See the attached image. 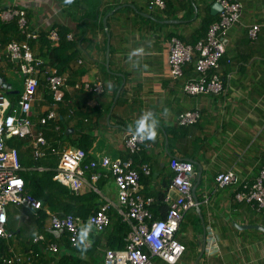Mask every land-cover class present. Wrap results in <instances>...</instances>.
I'll return each instance as SVG.
<instances>
[{"label":"crops","instance_id":"1","mask_svg":"<svg viewBox=\"0 0 264 264\" xmlns=\"http://www.w3.org/2000/svg\"><path fill=\"white\" fill-rule=\"evenodd\" d=\"M231 1L243 5V14L225 38L226 52L218 70L225 89L219 94L201 95L185 91L186 84L197 77L195 61L184 67L183 76L176 78L169 65V51L172 37L193 45L206 34L209 23L219 19L220 6L215 0H168L165 10L151 9L149 0H73L71 4L65 0L0 1L5 5L1 15L12 7L25 10L29 24L40 33L60 27L69 30L68 41L73 43L76 54L71 69L59 73L47 59L43 60L48 73L68 77L70 82L83 86V93L72 88L74 84L65 89L68 98L61 105L59 115L64 116L67 132L64 135V128L58 124L60 118L52 131L48 130L50 125L45 127V136L46 131L52 132L46 136L51 146L83 149L82 145L90 141L87 164L103 156L112 160L133 158L141 175L143 196L154 199L150 210L156 219L167 215L164 198L177 196L170 190L174 177L169 167L170 158L193 163L194 185L200 176L195 192L198 207L186 213L177 234L187 247L177 264H264V213L236 199L243 186L254 184L264 166V0ZM256 25L260 26L258 37L252 40L249 30ZM139 47H144L145 53L133 58L140 63L139 68H134L128 57ZM32 49L42 58L38 43ZM0 55V76L12 84L14 93L9 94V98L16 101L23 90V80L17 63L9 62L1 47ZM41 80L35 103L37 114L32 117L37 126L38 118L53 107L50 93L43 91L44 87L49 90L45 77ZM96 83L101 85V92L85 89ZM0 91L6 92L1 87ZM146 110L153 111L159 121L157 137L155 141H146L141 152L131 155L125 141L131 133L129 126H134ZM190 111L200 113L198 123L179 126L178 117ZM68 136H73V143ZM32 155L29 153L24 159L36 161ZM49 158L55 169L58 159ZM144 165L151 168L150 176L142 172ZM101 171L105 169L95 172ZM229 171L236 173L238 181L224 189L218 188L217 174ZM92 174V171L86 173L81 194L94 190L102 203L112 202V210L116 212L118 190L114 176L108 173L93 183ZM44 209L47 218L43 228L48 232L40 233V228L34 224L27 228L31 232L24 240L17 235L19 229L25 227V222L36 212L9 206L7 230L13 236L4 239L8 243L6 248L0 249V264L17 257L33 260L35 264H59L64 249L59 241L48 236L53 235V230L47 211L60 213ZM187 222L190 226L181 231ZM33 232L37 234L32 235ZM209 235L214 239L211 251L207 252ZM31 236L32 243H27L32 240ZM39 236H44L45 240L36 243L34 240ZM50 243L57 244V252L48 250ZM85 244L87 248L93 244L90 235ZM33 245L38 248L33 249ZM106 249L103 243L95 262L104 264ZM80 258L92 263L87 253ZM153 261L167 264L159 258Z\"/></svg>","mask_w":264,"mask_h":264},{"label":"built area","instance_id":"2","mask_svg":"<svg viewBox=\"0 0 264 264\" xmlns=\"http://www.w3.org/2000/svg\"><path fill=\"white\" fill-rule=\"evenodd\" d=\"M150 8L165 10L168 0H149ZM220 6L219 19L212 23L205 38L195 44H185L177 37L171 38L169 51V65L174 77L184 75V67L195 61L197 77L189 81L185 91L191 95L219 94L224 91L225 84L218 70L221 60L226 52L225 38L232 27L237 25L243 14V5L231 0H215ZM18 19V25L23 40H12L1 43L2 54L6 55L9 62H16L20 77L23 80V90L18 100L10 99L7 94L0 91V239L11 238L13 233L7 230L9 220V206H18L34 211L43 209L41 201L26 194V182L21 176L24 168L21 164L20 153L15 147H10L7 141L12 138L27 139L33 148L35 159L53 157L58 159L54 169V180L69 188L76 194H81L85 175L92 171L91 181L97 183L103 175L112 174L115 178L118 190V204L116 213L123 222L131 226V231L126 238L123 249L105 250L104 264H154L153 259L159 258L167 264H177L184 256L187 247L177 238L181 224L186 213L198 207V202L193 194L194 178L196 176L194 165L190 161L172 157L169 167L174 173L170 184V190L176 193L175 198H164V204L168 206L165 218L156 219L150 210L154 199L143 196L141 175L134 166L133 158L128 160H112L108 156L92 160L86 163L88 153L81 148H55L48 143L44 129L37 128L32 117L37 114L35 103L41 79L45 77L50 95L53 98V107L48 114L38 118L41 127H47L51 122H57L60 118L59 110L65 104L64 91L68 88V77L58 74H50L46 71L45 61L36 56L30 41H37L40 32L30 27L25 10L12 7L1 15L4 22ZM259 25L249 30V37L256 40ZM47 38L57 43L60 38L58 30L51 29L47 32ZM71 38V36H69ZM2 55H0L1 58ZM82 89V85H77ZM87 91L101 92L100 84L87 85ZM200 113L190 111L181 114L177 123L186 127L198 123ZM126 146L131 155L142 151L146 141L134 139L132 133L126 136ZM99 168L105 169L95 172ZM104 172V173H103ZM142 172L146 176L151 175V168L144 165ZM238 181L235 172L219 173L215 178L216 185L224 189ZM236 199L246 203L258 211L264 213V166L252 186H243L236 194ZM207 203V200H206ZM114 204L104 201L98 211L92 214L87 221L73 215L60 216L47 211L50 229L62 231L69 235L70 242L78 241L80 231L86 225H91L90 233H103L111 225L110 211ZM210 235L214 237L212 231ZM208 237L206 250L212 249V236ZM44 236L35 238V242L44 241ZM214 241V240H213ZM75 247V246H74ZM48 250L57 252L58 246L50 243ZM215 251V250H214ZM213 253V252H212ZM6 264H35L33 260H23L20 257L5 260Z\"/></svg>","mask_w":264,"mask_h":264},{"label":"trees","instance_id":"3","mask_svg":"<svg viewBox=\"0 0 264 264\" xmlns=\"http://www.w3.org/2000/svg\"><path fill=\"white\" fill-rule=\"evenodd\" d=\"M4 8L5 5L0 4V15L1 12L4 10ZM211 24L209 23L207 29ZM30 27L34 29L31 26V24ZM58 34L60 36V41L58 43L55 44L51 43V41H49L47 38V33L42 32L39 34V38L37 41L34 40L30 41V45L32 48H34L35 45L38 43L41 49L42 59L43 58L45 60L47 59L46 60L47 63L57 68L59 73H65L71 69V64L74 62L76 54L73 51L74 50L73 43L68 41L69 30L60 27L58 28ZM205 35L202 36V38L200 39L205 38ZM0 38L3 41V46L8 42L12 41L13 39L18 41L24 39V37L21 36L17 18H14L10 22H4L2 21L0 16ZM71 76H73V74ZM71 84L73 85L74 83L68 80L67 86L69 87V85ZM77 85L79 84L75 83L73 87L72 86L71 87L77 90L78 93L82 95L83 90L77 89L76 88ZM43 91L45 94L50 93L46 87H44ZM8 97H10V95ZM50 98H52L51 95ZM64 98L65 99L68 98V94L66 91H64ZM62 106H60L61 109ZM63 119L64 116L62 114L58 124L60 123V125L64 128L65 130L64 135H66L67 129H66V125H64ZM49 125H50L48 128L49 131H52L57 126L55 122L53 123L51 122L49 123ZM38 126L41 125L38 124ZM42 128L44 129V127ZM51 134L52 132L50 133L46 131V136L49 137V135ZM68 137L70 138V141L73 143L72 141L73 136H68ZM7 144L10 147H15L20 153L21 164L23 168L26 169V170L24 169V171L21 173V176L25 179L26 182V194L41 201L43 205V209L38 211H33L36 212V214H33L32 217L34 218L35 224H37V226L40 228V233L48 232L45 228H43V224L45 223L47 218V215L44 212L45 211L44 208H51L54 212L60 213L62 217L67 215H73L75 217H79L84 222L87 221V219L92 214L97 212L99 207L103 204L100 201L99 194L94 190L86 194H76L72 192L69 188L55 181L54 180L55 165L54 163H51V159L49 157L46 159L45 158L35 159L37 162L31 161L32 159L31 160L24 159L26 155H29V153L32 155L34 151L33 148L28 144L27 139L12 138L7 141ZM88 144H91V142L86 141V145L85 144L82 145L83 150H85L86 153H88L89 151L88 150L89 147H87ZM33 156L34 154L32 155V157ZM109 214L112 222L111 226L109 227L110 230L108 229L104 233L99 234L97 236L94 233L89 234L93 241V244L90 247L86 248V250H82L84 246H82V248H77L72 246L69 239V235L65 232H63L61 238H56L54 235H48L50 236V238H52V240L59 241L61 248L64 249V251H62L64 255L61 254L59 256L61 257V260L60 262L58 261V263L88 264L87 262L82 260V258H80V255L87 253L91 259L92 262L91 264H101L99 261L95 262L96 261L95 255L98 254L99 248L102 247L103 243L104 246H106L107 248L123 249L126 245V238L129 232L131 231V226L128 223L123 222L115 211L111 210ZM27 234H28V230L21 228L19 229L17 235L19 236V239L26 240ZM4 239L6 238L0 239V249L7 247L8 242L5 241ZM7 239L9 240L11 238H7ZM32 241L33 239L29 240L27 243H32ZM32 248L36 249L38 247H35L33 245ZM46 263H50V262L46 261Z\"/></svg>","mask_w":264,"mask_h":264},{"label":"clouds","instance_id":"4","mask_svg":"<svg viewBox=\"0 0 264 264\" xmlns=\"http://www.w3.org/2000/svg\"><path fill=\"white\" fill-rule=\"evenodd\" d=\"M73 0H65V3L71 4ZM145 53L144 47H139L134 49L131 53H129L128 59L133 61L134 57H141ZM134 68H139L140 63L138 60L133 61ZM144 68H147V65H143ZM6 93V92H5ZM7 94V93H6ZM7 96H9L7 94ZM167 111V110H165ZM158 119L156 114L151 110H146L142 112L139 118L134 122V126H129V131L132 133L134 139H139L141 141H155L157 137V127H158ZM91 231V225H86L80 231L78 241L74 242V246L77 248H82V250H86L87 245L85 241Z\"/></svg>","mask_w":264,"mask_h":264},{"label":"water","instance_id":"5","mask_svg":"<svg viewBox=\"0 0 264 264\" xmlns=\"http://www.w3.org/2000/svg\"><path fill=\"white\" fill-rule=\"evenodd\" d=\"M105 22H106V21H105ZM164 23H169V22H164ZM0 87H1L2 89L6 90V93H7L8 95L14 93V92L12 91V84H9L8 82H6V80H5L3 77H1V76H0ZM199 183H200V176H199V178H198L197 183H196V184L194 185V187H193V194H194V196H195L197 202H198V199H197V197H196V195H195V192H196V189H197V186L199 185ZM51 233H52L53 235H55L56 237H59V236H61V234H62L63 232H62V231H52Z\"/></svg>","mask_w":264,"mask_h":264},{"label":"rangeland","instance_id":"6","mask_svg":"<svg viewBox=\"0 0 264 264\" xmlns=\"http://www.w3.org/2000/svg\"><path fill=\"white\" fill-rule=\"evenodd\" d=\"M16 87H18L20 90H22V88L20 87V86H17L16 85ZM36 119V118H35ZM34 120V119H33ZM199 191H200V189H199ZM200 193V192H199ZM30 215V214H29ZM29 215H26V216H28L29 217ZM189 217H187V219H188ZM21 221V220H20ZM22 223V222H21ZM26 223V226L25 227H23L24 229H26L27 230V228H31V227H33L34 226V224H35V221H34V218H32L31 217V220H29V221H27V222H25ZM18 226V225H17ZM188 226H190V223L189 222H187L186 224H184L183 226H182V228H181V231H184V229L186 228V227H188ZM19 227V226H18ZM31 231H29L28 230V234L26 235L27 237H29V233H30ZM32 235H34V234H37V232H33V233H31Z\"/></svg>","mask_w":264,"mask_h":264}]
</instances>
